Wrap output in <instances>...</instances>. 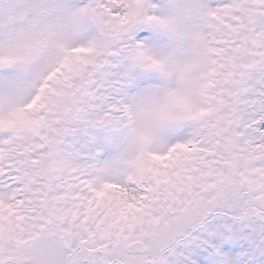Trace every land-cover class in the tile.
<instances>
[{
    "label": "snow or ice",
    "instance_id": "obj_1",
    "mask_svg": "<svg viewBox=\"0 0 264 264\" xmlns=\"http://www.w3.org/2000/svg\"><path fill=\"white\" fill-rule=\"evenodd\" d=\"M0 264H264V0H0Z\"/></svg>",
    "mask_w": 264,
    "mask_h": 264
}]
</instances>
